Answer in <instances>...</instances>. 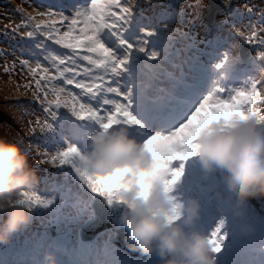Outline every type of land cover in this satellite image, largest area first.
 <instances>
[{
  "label": "snow or ice",
  "instance_id": "obj_1",
  "mask_svg": "<svg viewBox=\"0 0 264 264\" xmlns=\"http://www.w3.org/2000/svg\"><path fill=\"white\" fill-rule=\"evenodd\" d=\"M220 3L231 16L236 15L232 0ZM29 6L33 12L19 9L21 23L12 28L21 37L20 55L13 51L12 69L7 60L2 67L10 73L18 63L26 72L24 94L31 92L41 112L34 120L18 122L31 137L51 132L65 121L78 134V142L65 139V147L55 151L31 144L25 151L34 155L36 165L65 170L83 188L104 196L108 204L121 187L122 174L94 177L76 164L80 147L94 129L123 126L138 138L146 137L144 142L158 157V166L171 175L165 182L170 189L183 166L173 171L169 163L195 155L191 140L201 122L224 117L264 123V8L245 4L248 19L239 26L233 22L231 29L244 43L256 47V59L262 65L259 78L246 87L217 84L205 92L200 42L193 32L200 22L201 0L186 3L185 9L191 11L178 17L166 11L171 5L140 0H40ZM177 21L180 28L173 27ZM5 55L0 49V58ZM227 59L226 55L214 67L221 68ZM13 139L23 144L22 139ZM28 199L37 209H48L55 202L40 191L28 194ZM73 207L84 212L87 202L77 200ZM224 227L221 219L209 233L213 264L227 237ZM44 249L43 240L33 244L28 264H36ZM0 264L8 261L0 258Z\"/></svg>",
  "mask_w": 264,
  "mask_h": 264
},
{
  "label": "clouds",
  "instance_id": "obj_2",
  "mask_svg": "<svg viewBox=\"0 0 264 264\" xmlns=\"http://www.w3.org/2000/svg\"><path fill=\"white\" fill-rule=\"evenodd\" d=\"M191 144L195 148L191 156L198 158L205 176H218V221L232 222L242 239L256 235L259 226L247 220L246 206L264 199V123L224 117L206 120L195 129ZM76 164L94 177L122 174L121 187L109 206L120 208L119 224L126 230L129 248L154 255L157 264H213L210 232L197 226L199 199L178 202L171 195L177 181L169 189L165 182L171 175L158 166L152 147L126 127L89 132ZM39 182L28 153L0 138V245L9 244L33 224L37 208L28 194L40 191ZM58 253L68 256L72 264H99L83 248L71 251L56 244L45 248L36 264H59Z\"/></svg>",
  "mask_w": 264,
  "mask_h": 264
},
{
  "label": "rangeland",
  "instance_id": "obj_3",
  "mask_svg": "<svg viewBox=\"0 0 264 264\" xmlns=\"http://www.w3.org/2000/svg\"><path fill=\"white\" fill-rule=\"evenodd\" d=\"M151 1V0H146ZM232 0L233 2V9L232 11L236 13L235 16H231L227 11L217 13L214 17L213 22L211 20L206 19V11L207 7L211 4L210 0H201L202 7H201V15H200V22L194 26L193 32L195 34V38L197 41H199V49L201 50L200 59L205 56H208L206 59V64L210 65L213 61L217 60H225V56L227 55L228 59L227 62L232 61L237 63L230 64L228 66V70L230 72V75L233 77V81L230 82L228 86H232L231 89L246 87L249 83L257 80L260 76V70H261V62L256 59V47H252L249 51L250 54L253 55V58L249 61H244L246 58H243L244 60H240V56H246L248 54L247 52L240 53L239 52V44L238 39H240L234 31H232V25L233 22L237 26H239L240 23L245 22L248 19V14L244 11V5L248 4L249 6H255L257 10L260 8H264V0ZM30 2L35 6V4L39 3L40 0H0V49H3L6 53L5 57L0 58V87L5 86L2 84L4 83L6 86V91L11 92H18L22 88H14L11 83L14 84L15 81L18 82H27L28 78L26 76V72L22 73L21 68L18 66L15 67L14 70H12L10 73H5L3 70V65L5 63V60H7V66L9 69H12L13 62L15 60V57H10L11 52L8 54V48L12 46V41L15 42V47L17 44L19 46H16L15 48H22L21 37L12 32V28L15 27L17 24L21 23V13L18 11L19 9H22L25 13H32L33 7H30ZM45 3L49 2V0H44ZM194 0H156L155 4L153 5H171V7L166 8L170 14H172L175 17H178L179 14L183 11L190 12L191 9H185L186 3H193ZM219 3V1H218ZM148 4V3H145ZM165 5V6H167ZM219 5V4H218ZM150 14V13H149ZM223 23V28H221V24ZM203 24V25H202ZM175 28H180L181 25L177 21L173 25ZM231 32V33H230ZM7 33V35H5ZM221 33H228V37L220 38V35L223 36ZM218 36L216 40L219 41L218 44H212L213 40ZM14 37V39H13ZM241 40V39H240ZM20 42V43H19ZM51 43V42H50ZM58 47V46H56ZM208 53V54H207ZM20 55V54H18ZM13 58V59H12ZM21 58H27L26 56ZM227 70V69H226ZM242 76V77H241ZM209 71L204 70V80H203V88L208 90L210 87L211 79H213V75L209 78ZM220 78V76H217ZM222 86V84L220 83ZM211 90V88H210ZM2 95V94H1ZM3 96V95H2ZM26 98V105L28 106V103L35 106L34 112L31 114L30 118H26V112L22 114L19 119H22L24 122L28 121L29 119H35V116L41 112L40 105L38 101H35L32 96L31 92H28L25 95ZM11 97L6 98H0V138H5L9 141H14L13 137H7V132H14L16 135H19V131L21 130L23 132L22 137L20 139L23 140V144H19L21 149L25 151V148L31 144L38 145L41 148L49 150L47 147H50L49 151H55L58 147L63 148L65 147V144H62L59 146V144L62 143V140L60 138L63 137H69L67 136L66 126H63L61 124L57 125L51 132L46 133H33L31 137H28L25 135L23 124L18 122L16 117H18V113H16L15 110V103L13 101H10ZM13 100V99H12ZM264 107V106H261ZM7 109V110H6ZM58 132V136L60 137H53L55 135L54 133ZM61 132H63L61 136ZM26 137V139L24 138ZM58 139L57 141H54V139ZM28 162L29 165L36 169L37 173H41V168H44L48 170V174H51L50 169H53L51 165H36L35 157L34 155H30L28 153ZM55 170V169H53ZM44 174V173H43ZM40 174V175H43ZM46 174V173H45ZM55 178H51L49 181H42L39 179V185L38 188L40 190L42 189H59L61 184L58 181H55ZM70 178V177H69ZM264 201V199H263ZM95 203V202H94ZM101 206L102 204L100 201L98 202ZM104 207V206H103ZM95 208V207H94ZM103 209V208H102ZM105 211V210H104ZM96 213V210H94ZM106 212V211H105ZM259 218L264 219V215H258ZM213 218V217H211ZM34 220V219H33ZM50 221L48 216L44 214L42 219H40L38 222H34L33 224L38 226L40 224L45 223L46 221ZM34 228L32 225L30 228ZM26 230V234L28 233L29 229ZM50 233V232H49ZM99 242V241H98ZM32 243V242H31ZM3 252H7V250H4ZM96 254H103L104 250H101L98 246L95 249ZM18 253V252H17Z\"/></svg>",
  "mask_w": 264,
  "mask_h": 264
},
{
  "label": "water",
  "instance_id": "obj_4",
  "mask_svg": "<svg viewBox=\"0 0 264 264\" xmlns=\"http://www.w3.org/2000/svg\"><path fill=\"white\" fill-rule=\"evenodd\" d=\"M218 1H219V3H218ZM210 2H211V4L206 8L207 9V11H206L207 14H206L205 18L209 19V20H211V22H213L214 17L216 16V14L224 12L225 10H224L222 4L220 3V0H210ZM238 44H239V52L240 53H244V52L248 53V54H246L245 57L244 56H241V57H243V58L247 57L246 59L251 58L252 54H250L249 51L251 50L252 47H255V46H252V45H249L247 43H244L242 40H240L238 42ZM239 56H240V54H239ZM95 209H96L97 215H100L101 213H103V210L101 209V205L97 204ZM106 213H107V211H106ZM98 219L99 218H96V220H98ZM106 228H108L107 224L102 225V226H97L91 231V233L89 235H86L85 238H88L91 235H95L96 233H98V232H100V231H102V230H104ZM119 240L120 239H117V243L119 242Z\"/></svg>",
  "mask_w": 264,
  "mask_h": 264
},
{
  "label": "bare ground",
  "instance_id": "obj_5",
  "mask_svg": "<svg viewBox=\"0 0 264 264\" xmlns=\"http://www.w3.org/2000/svg\"><path fill=\"white\" fill-rule=\"evenodd\" d=\"M140 2L141 3H143V4H145V3H151V4H155V2H156V0H151V1H146V0H140ZM194 2H195V0H194ZM193 2V3H194ZM245 2H247L246 0H245ZM168 3H166L165 5H167ZM167 10V9H166ZM203 25V24H202ZM222 34V33H221ZM220 37H221V35H220ZM218 38V36L216 37V39ZM24 83H26V82H18V81H15L14 82V84L13 83H11L12 85H13V87L14 88H20V87H22V85L24 84ZM4 86H5V88L4 87H0V98L2 97V98H4V97H10V96H12L13 95V93L14 92H11V91H6V92H4L3 90H6V86H7V84L5 85L4 83H2ZM17 86H19V87H17ZM25 93V89L22 87L20 90H19V95H22V97H20V98H17V99H15V101H16V104H15V110H16V113H18V117H16V119L18 120L19 119V117H21L22 116V114L24 113V112H28L29 110H31V112L33 113L34 112V110L33 109H31V107H29V106H26V100L23 98L26 94H24ZM3 96H2V95ZM7 110V109H6ZM31 117V115H27L26 114V118H30ZM23 135V132L20 130L19 131V135H16L14 132H8L7 133V137H10V136H13V138H17V136H19V137H21ZM259 224H263V221L262 222H258ZM264 227V226H263ZM241 263V262H240Z\"/></svg>",
  "mask_w": 264,
  "mask_h": 264
},
{
  "label": "trees",
  "instance_id": "obj_6",
  "mask_svg": "<svg viewBox=\"0 0 264 264\" xmlns=\"http://www.w3.org/2000/svg\"><path fill=\"white\" fill-rule=\"evenodd\" d=\"M231 33V32H230ZM228 33H222L223 36L225 37H228L227 36ZM239 41V39H238ZM238 43V42H237ZM18 87V86H17ZM11 99L13 97H16V98H20L21 95L18 94V92H14L12 96H10ZM6 98V97H4ZM70 117V116H69ZM71 118V117H70ZM8 133V132H7ZM10 137H13V136H10ZM22 137V136H21ZM17 138H20L19 136H17ZM26 139V137H24ZM13 139V138H11ZM14 140V139H13ZM16 141V140H14ZM49 150H50V147L48 146L47 147ZM42 172H47L48 170L44 169V168H41ZM52 174H57V173H61L63 176L66 174V171L65 170H62V169H55V170H50ZM38 174V173H37ZM65 177V176H64ZM66 178V177H65ZM77 185H79V181L76 183ZM40 190V189H39ZM43 194L46 193V191H43V190H40ZM47 197V196H46ZM57 200V199H56ZM58 204L60 203V199L57 200ZM49 213L50 215H54V219H56V222H50V226H56V225H62L63 222L67 219V218H72L74 217L75 215H77V217H79V215L74 211V210H68L67 212H63V211H60V212H57L56 210V207H55V204H53L52 206H50L49 208ZM37 214V217L35 218V220H40L42 219L43 217V212H42V209H39L37 210V212L35 213Z\"/></svg>",
  "mask_w": 264,
  "mask_h": 264
}]
</instances>
